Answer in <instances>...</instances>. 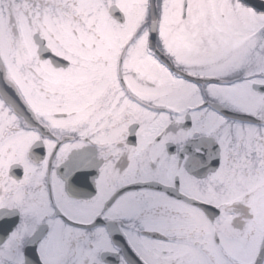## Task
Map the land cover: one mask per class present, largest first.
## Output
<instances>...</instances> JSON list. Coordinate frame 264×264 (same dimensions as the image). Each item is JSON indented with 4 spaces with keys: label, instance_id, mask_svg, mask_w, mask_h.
<instances>
[{
    "label": "snow or ice",
    "instance_id": "1",
    "mask_svg": "<svg viewBox=\"0 0 264 264\" xmlns=\"http://www.w3.org/2000/svg\"><path fill=\"white\" fill-rule=\"evenodd\" d=\"M0 264H264V0H0Z\"/></svg>",
    "mask_w": 264,
    "mask_h": 264
}]
</instances>
